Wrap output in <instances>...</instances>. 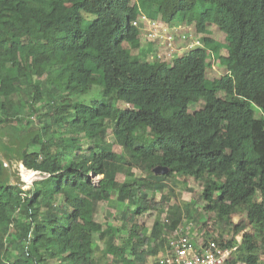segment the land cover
<instances>
[{
	"label": "trees",
	"instance_id": "obj_1",
	"mask_svg": "<svg viewBox=\"0 0 264 264\" xmlns=\"http://www.w3.org/2000/svg\"><path fill=\"white\" fill-rule=\"evenodd\" d=\"M141 13L199 44L168 61L145 38L140 60ZM13 162L44 178L24 189ZM175 177L201 182L217 220L244 217L240 243L214 239L236 248L228 264H264V0H0V264H145L182 217L171 206L148 236L135 220Z\"/></svg>",
	"mask_w": 264,
	"mask_h": 264
},
{
	"label": "rangeland",
	"instance_id": "obj_2",
	"mask_svg": "<svg viewBox=\"0 0 264 264\" xmlns=\"http://www.w3.org/2000/svg\"><path fill=\"white\" fill-rule=\"evenodd\" d=\"M134 1V0H133ZM196 11L197 7L195 8ZM160 26L157 30H160L161 34L171 35L169 41L164 42V45L156 46V53L159 58L163 60L170 61L173 60L174 56L179 57L183 55L186 51L193 49L200 42L199 35L196 34L192 25H187L185 23L180 24L181 26L175 28H167L164 24L157 22ZM145 26L140 25L139 32L140 35V49L143 50L146 54L145 57H141L140 60L145 59L146 61H151L150 53L148 51V43L146 41V31H143ZM207 36L211 38L216 46L219 49L220 56H226V43L224 41V36L218 31L214 26L208 27ZM146 38V39H145ZM185 43V44H182ZM132 55L139 56V50L132 51ZM214 68L208 71L207 78H217L222 74L221 68L218 66L217 59L213 63ZM99 91L94 89L88 94L81 96L76 99V101H81L86 104H90L96 99H98ZM221 96V95H219ZM117 107L124 109L127 106L118 103ZM200 109V105L197 103H191L189 105L188 111L193 113ZM255 117L258 118V113L255 114ZM30 121L36 124L35 118H30ZM106 141L113 143L112 135L109 133L106 137ZM112 149L115 153L121 151L120 147L113 143ZM11 174L13 180L19 182L24 189H27L34 181L44 178L42 175L28 171L20 163L13 162L11 166ZM129 172L134 173L137 177H140L142 174L136 167H130ZM99 178H93L92 181L95 183ZM124 175L118 174L117 180L122 181ZM165 190L163 191V196L161 201V206L158 212L155 211H142L140 216H137L135 223L140 228V233L144 236H148L151 232L153 221L156 218H159L163 223L167 222L168 209L171 206H176L179 209V214L182 217L180 225L186 224V227H189V233L191 237H194L199 241L206 240H217V241H226L233 239L236 243H240L241 236L244 232H249V228H244L243 222L245 219L242 215L232 213L230 216V223H226L220 220H217L212 212L204 211V203L199 199L202 190V184L200 181H195L192 178L182 179L175 177L174 179L166 180ZM160 193L157 194L156 200L160 199ZM100 213L96 216L95 220L99 223H116L111 218L107 216L106 212H112L105 205H100ZM171 232L164 230L163 237L167 239L171 236ZM100 250H97V256H101L103 246L99 244ZM159 248L157 252H159ZM264 257L263 253L260 252V260ZM157 256H154L151 253L146 254L145 264H153ZM110 260V257L107 259ZM106 261V260H105Z\"/></svg>",
	"mask_w": 264,
	"mask_h": 264
},
{
	"label": "built area",
	"instance_id": "obj_3",
	"mask_svg": "<svg viewBox=\"0 0 264 264\" xmlns=\"http://www.w3.org/2000/svg\"><path fill=\"white\" fill-rule=\"evenodd\" d=\"M134 27L145 26L146 37L164 45L171 39L169 34H161L157 28V22L139 15L132 23ZM187 224V223H186ZM186 224L178 225L170 232V237L159 253L157 264H228L229 259L236 248H224L214 240L194 241L190 236L189 227Z\"/></svg>",
	"mask_w": 264,
	"mask_h": 264
},
{
	"label": "clouds",
	"instance_id": "obj_4",
	"mask_svg": "<svg viewBox=\"0 0 264 264\" xmlns=\"http://www.w3.org/2000/svg\"><path fill=\"white\" fill-rule=\"evenodd\" d=\"M141 14H142V13H141ZM141 14H140V15H141ZM142 15H144V14H142ZM144 16H145V15H144ZM153 21H154V20H153ZM155 22H156V21H155ZM146 38H147V37H146ZM154 42H155V41H154ZM156 43H157V42H156ZM157 44H158V43H157ZM158 45L160 46V44H158ZM34 173H37V172H34ZM37 174H38V173H37ZM28 188L31 189V188H32V184H31ZM28 188H27V189H28ZM169 232H170V231H169ZM192 239H193L194 241H198V240H196L194 237H192ZM165 240H166V239H165ZM165 243H166V242H165ZM164 245H165V244H164ZM162 248H163V247H162ZM162 248L160 247L159 250L161 251ZM160 251L157 253V261H158V257H159V253H160Z\"/></svg>",
	"mask_w": 264,
	"mask_h": 264
},
{
	"label": "water",
	"instance_id": "obj_5",
	"mask_svg": "<svg viewBox=\"0 0 264 264\" xmlns=\"http://www.w3.org/2000/svg\"><path fill=\"white\" fill-rule=\"evenodd\" d=\"M154 172L156 173V174H164L165 172H166V169H164V168H155L154 169Z\"/></svg>",
	"mask_w": 264,
	"mask_h": 264
}]
</instances>
